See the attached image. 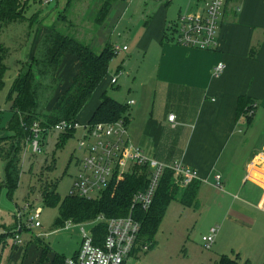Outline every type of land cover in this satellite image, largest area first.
I'll return each mask as SVG.
<instances>
[{
    "label": "crops",
    "instance_id": "obj_1",
    "mask_svg": "<svg viewBox=\"0 0 264 264\" xmlns=\"http://www.w3.org/2000/svg\"><path fill=\"white\" fill-rule=\"evenodd\" d=\"M152 1L145 3L143 13H136L140 19L130 34L133 53L143 56L142 85L148 88V96L151 93L147 112L139 106L130 117L127 111L132 143L160 163L172 166L182 162L196 170L201 183L198 204L203 197L209 200L210 193L225 194L216 193L224 215L221 224L251 217L255 208L264 212V0H228L219 22L218 44L213 50L178 45L171 31L180 16L203 14L210 0H179V6H172V1ZM128 9L118 2L108 19L109 26L117 25ZM105 26L100 27L102 36L109 27ZM44 33L48 31L38 24L29 61ZM220 63L226 68L215 75L214 69ZM76 71V61L67 58L59 72L58 93ZM241 97H248L252 105L238 117ZM54 101L55 95L49 107ZM131 101L128 105L134 106L136 102L131 105ZM94 111L82 121L81 113L78 120L89 123ZM169 115H175V123L169 121ZM217 176L221 179L220 187ZM226 198L232 199L227 207ZM234 199L244 206L237 207ZM20 234L15 235V243L20 242ZM34 247L36 258L29 261L30 247H25L16 251L14 260L38 264L41 251Z\"/></svg>",
    "mask_w": 264,
    "mask_h": 264
},
{
    "label": "rangeland",
    "instance_id": "obj_2",
    "mask_svg": "<svg viewBox=\"0 0 264 264\" xmlns=\"http://www.w3.org/2000/svg\"><path fill=\"white\" fill-rule=\"evenodd\" d=\"M180 1L173 0L172 6H179ZM118 2L128 6V12L115 26H109L111 19L106 21L105 28L109 27L104 30L105 36L101 35L102 29L92 23L96 5L90 1L75 2L73 7L65 12L67 0H53L49 4H45L44 0L41 4L39 0H29L27 16L31 18L36 11H40L38 19H22L0 28V42L8 50L7 72L3 78V86L0 87V147L3 152L14 135L9 131V124L13 119L9 101L12 84L17 72L29 62L32 36L38 27L37 21H41L48 32L55 23L59 28L64 26L65 29L70 28V36L83 45L91 46L98 54L107 44H113L114 47L127 45L130 48L129 51L118 53L110 62L108 76L82 111L79 120L90 117L100 103L103 93L128 107L130 117L132 110H137L139 106L140 109H145L144 113L151 107V93L149 91L148 96V88L142 85L144 83L142 75L145 74L143 56L138 52L133 53L130 34L134 33L140 19L138 14L143 13L147 7L145 3L151 4L154 1L118 0ZM61 17L66 20H59ZM36 34L40 35L37 31ZM112 77L117 78L118 83L115 85L110 83ZM131 100L136 102L134 106L128 105ZM47 108H50L49 104ZM59 138L60 135L55 133L48 135L43 152L39 155L32 154L25 144L18 188L11 197L8 196L7 189L3 188L0 191V234L12 235L7 237L5 244L0 248V264H21L20 261L14 260V255L18 249L25 250V247H30L28 260L36 258L34 251L36 244L32 241L38 238L40 241L36 246L40 243L46 245L49 250V263L56 255L71 257L80 244V228L75 225L76 223H72L74 226L70 229L65 228V225L58 226L60 205L48 206L42 196L46 184L50 189L55 185V192L60 200L64 201L70 196L74 180L80 172L79 162L83 158V153L79 150L81 133L77 132L65 143H59ZM49 166L54 169L48 171ZM3 168L4 163L0 160V173ZM216 193L225 196L223 193ZM216 193H210L209 200L203 197L202 202L196 207H185L180 202L173 201L154 237V247L146 253H140L133 264H217L221 256L236 259L238 264H264V212L255 208L251 217H239L240 222L230 219L221 224L224 215L220 211L221 202ZM226 200L227 207L232 199ZM233 202L237 207L244 206L240 200L234 199ZM37 208H41L43 213L40 217L41 227L35 229L30 227V220ZM21 212L22 218L19 217ZM233 215L237 214L233 212ZM93 226L94 223L87 224L85 229L89 231ZM212 227H220L219 233L212 249H206L202 237L206 236ZM18 233H21L20 242L15 243L17 239L15 235ZM23 256L25 257V253Z\"/></svg>",
    "mask_w": 264,
    "mask_h": 264
},
{
    "label": "trees",
    "instance_id": "obj_3",
    "mask_svg": "<svg viewBox=\"0 0 264 264\" xmlns=\"http://www.w3.org/2000/svg\"><path fill=\"white\" fill-rule=\"evenodd\" d=\"M40 4L42 0H39ZM90 1L96 7L93 11L92 23L97 28L105 25L118 0H67L65 12H68L75 2ZM228 1V0H227ZM226 1V2H227ZM29 0H0V28L19 20L38 19L40 11H36L31 18L28 15ZM59 20H66L64 17ZM21 22V21H20ZM37 24H42L37 21ZM31 26L32 23L30 24ZM173 27L171 28V31ZM70 28H59L56 23L50 27L41 39L34 58L25 64L12 84L9 101L13 119L9 124V131L14 135L7 143L5 152L0 147V160L4 163L0 173V191L7 189L11 197L19 186L22 174V155L26 140L31 135L34 123L39 122L42 128H51L59 121H78L79 115L91 102L94 94L106 78L110 62L117 56L112 44L104 46L98 54L88 45H83L76 38L70 36ZM8 50L0 42V87L7 72L6 59ZM72 58L77 63V71L71 76L66 87L58 93L60 87L59 72L67 58ZM53 105L48 109V104L53 100ZM248 97H241L237 109V116L246 114L251 108ZM247 109V110H246ZM127 107L117 100L102 95L101 101L94 111L89 123H113L128 120ZM251 119H248L250 121ZM73 134L62 135L59 143H65ZM3 142V141H1ZM1 144V143H0ZM64 145V144H63ZM54 167L49 166L48 171ZM127 176L124 181L115 186L111 191L98 200L68 196L61 201L55 192V185L50 189L48 184L42 190L44 202L48 206L60 205V219L58 226H64L72 220L79 224L95 220L99 216L118 218L126 216L129 212L131 200L139 191H143L148 183L147 172ZM201 183L194 181L186 188L180 187L174 178V172L167 170L157 190L155 201L147 213H140L142 222V235L140 244L151 243L154 247V237L173 201L180 202L185 207H196ZM106 226L100 224L94 234L102 238L105 236ZM22 230V228H21ZM10 233L0 234V248L3 247ZM38 240L32 242L37 245ZM46 245L38 244L41 257L38 264L49 263V250ZM150 248V249H151ZM66 257L56 255L50 264H64ZM217 264H238L236 259L221 256Z\"/></svg>",
    "mask_w": 264,
    "mask_h": 264
},
{
    "label": "built area",
    "instance_id": "obj_4",
    "mask_svg": "<svg viewBox=\"0 0 264 264\" xmlns=\"http://www.w3.org/2000/svg\"><path fill=\"white\" fill-rule=\"evenodd\" d=\"M226 1L210 0L203 14L180 16L173 25L174 42L188 48L215 49L218 44L219 22ZM51 2L53 0H44L45 4ZM126 50L125 46L115 47L117 54ZM225 68V64H218L214 69L215 75L223 73ZM116 83L117 78H112L111 84ZM129 104L132 105L134 102L131 101ZM168 119L175 123V115H169ZM77 132L81 133L79 150L83 153V158L79 162L80 172L74 180L71 196L98 200L127 176L133 175L137 169L147 172L148 183L143 191L134 194L126 216L118 218L99 216L93 222L90 221L94 226L89 231L85 229V225L91 224L90 222L75 224L80 228V245L74 255L65 259L64 264H133L140 253H146L151 248V243L140 244L142 222L139 214L147 213L151 209L165 172L172 170L176 183L182 188L198 181L200 175L182 162L169 166L148 157L132 143L124 121L83 124L79 120H63L51 128H42L40 123L36 122L31 128L30 137L26 140V147L28 146L32 154L39 155L43 152L48 135L55 133L61 137L75 135ZM216 182L220 187V177L217 176ZM42 213L41 208L34 211L30 220L31 228L41 227ZM22 216V212L19 213V217ZM72 223L68 221L64 227L70 229L74 226ZM100 224L106 226L102 240L94 234V230ZM218 233L219 227H212L209 233L202 237L206 249H212ZM16 238L18 240V237Z\"/></svg>",
    "mask_w": 264,
    "mask_h": 264
}]
</instances>
